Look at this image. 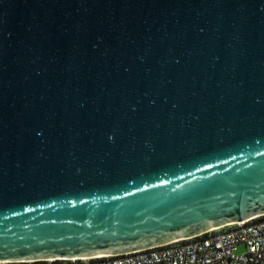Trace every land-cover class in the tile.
<instances>
[{
  "label": "water",
  "instance_id": "obj_1",
  "mask_svg": "<svg viewBox=\"0 0 264 264\" xmlns=\"http://www.w3.org/2000/svg\"><path fill=\"white\" fill-rule=\"evenodd\" d=\"M263 215L264 0H0V262Z\"/></svg>",
  "mask_w": 264,
  "mask_h": 264
},
{
  "label": "built area",
  "instance_id": "obj_2",
  "mask_svg": "<svg viewBox=\"0 0 264 264\" xmlns=\"http://www.w3.org/2000/svg\"><path fill=\"white\" fill-rule=\"evenodd\" d=\"M56 263L53 260L0 262ZM58 264H264V215L156 248L118 256L58 260Z\"/></svg>",
  "mask_w": 264,
  "mask_h": 264
},
{
  "label": "trees",
  "instance_id": "obj_3",
  "mask_svg": "<svg viewBox=\"0 0 264 264\" xmlns=\"http://www.w3.org/2000/svg\"><path fill=\"white\" fill-rule=\"evenodd\" d=\"M56 264H58V261H57V263Z\"/></svg>",
  "mask_w": 264,
  "mask_h": 264
}]
</instances>
